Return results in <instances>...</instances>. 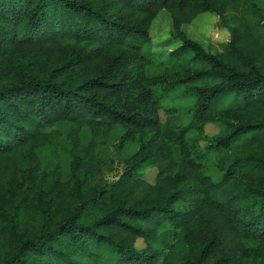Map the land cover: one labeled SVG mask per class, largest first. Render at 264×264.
<instances>
[{"label": "trees", "instance_id": "trees-1", "mask_svg": "<svg viewBox=\"0 0 264 264\" xmlns=\"http://www.w3.org/2000/svg\"><path fill=\"white\" fill-rule=\"evenodd\" d=\"M259 1L0 0V264H264ZM162 10L180 45L157 62ZM203 13L216 54L183 30Z\"/></svg>", "mask_w": 264, "mask_h": 264}, {"label": "rangeland", "instance_id": "rangeland-1", "mask_svg": "<svg viewBox=\"0 0 264 264\" xmlns=\"http://www.w3.org/2000/svg\"><path fill=\"white\" fill-rule=\"evenodd\" d=\"M259 6L264 10V1H259ZM183 30L187 36L200 43L205 49L209 50L212 54H216L222 50L223 45L227 42L229 38L228 29L226 26H223L220 23V20L216 15L211 13H203L197 16L190 24L183 26ZM149 38H150V56L157 62L164 61L168 54L180 45L178 39L173 38L172 36V26L171 19L169 14L162 10L149 28ZM160 69L151 68L149 70L150 74L159 72ZM157 94L159 91H156ZM178 101V100H177ZM171 105L177 108L185 105V102H174L171 101ZM165 120V115L163 111H160V121L161 123ZM61 131H66L67 125L60 124L57 126ZM223 129L217 125H207L204 129L205 139L211 141L216 137L223 135ZM84 140V136H82ZM117 138H113L108 144L107 149L105 150L110 159H112V170H106L105 179L109 182H112L122 171V161L126 157L123 153H118ZM209 171L212 172V169ZM143 179L152 183L156 175V169L152 167H145L142 171L139 172ZM136 248H144V243L142 240L136 242Z\"/></svg>", "mask_w": 264, "mask_h": 264}]
</instances>
